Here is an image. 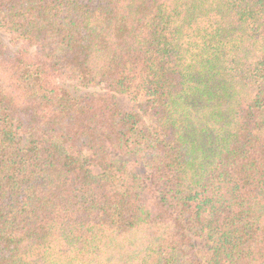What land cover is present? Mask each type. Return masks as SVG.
Segmentation results:
<instances>
[{"label":"trees","instance_id":"trees-1","mask_svg":"<svg viewBox=\"0 0 264 264\" xmlns=\"http://www.w3.org/2000/svg\"><path fill=\"white\" fill-rule=\"evenodd\" d=\"M0 31V264H264V0H0Z\"/></svg>","mask_w":264,"mask_h":264},{"label":"rangeland","instance_id":"rangeland-1","mask_svg":"<svg viewBox=\"0 0 264 264\" xmlns=\"http://www.w3.org/2000/svg\"><path fill=\"white\" fill-rule=\"evenodd\" d=\"M0 37H1L2 39H4V42H5L7 45H9V46L11 45L10 39H9V37H8L5 33H3V32L0 31ZM11 46H12V45H11ZM12 49L15 50L16 47H15V46H12ZM80 92H86V90H84V89H80ZM118 100H119V102H120L121 104H123V105H125V106H127V107H130V108H133V107H134V104H133V102L131 101V97H130V96H127V95H119V96H118Z\"/></svg>","mask_w":264,"mask_h":264}]
</instances>
